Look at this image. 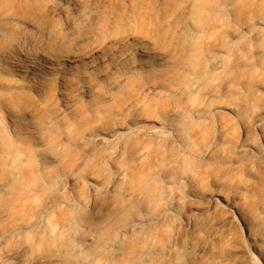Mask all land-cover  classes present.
<instances>
[{"label":"rangeland","instance_id":"rangeland-1","mask_svg":"<svg viewBox=\"0 0 264 264\" xmlns=\"http://www.w3.org/2000/svg\"><path fill=\"white\" fill-rule=\"evenodd\" d=\"M27 1L31 17L0 0V253L70 220L118 264H264V0H150L124 20L126 0H53L72 32L57 46ZM66 45L89 52L77 69L21 71Z\"/></svg>","mask_w":264,"mask_h":264},{"label":"bare ground","instance_id":"bare-ground-1","mask_svg":"<svg viewBox=\"0 0 264 264\" xmlns=\"http://www.w3.org/2000/svg\"><path fill=\"white\" fill-rule=\"evenodd\" d=\"M149 1L150 0H126L124 7H121L119 19L124 20L125 18H130L132 15L143 14V12L147 10L146 8L150 6ZM168 1L169 0H163L162 2ZM35 2L40 3L36 12L40 17V25L42 26L41 29H39V36L48 33L50 42L54 46H57V44H65L68 40L70 41L72 32L69 25L57 29L50 24V16L53 17L58 14L57 7L53 4V0H36ZM106 2L108 4L106 5L108 11L114 9V6L117 5L116 0H107ZM18 3L20 9L31 17V15L28 14V9L31 5L30 1L18 0ZM98 8V1L92 0L89 10L92 9L93 12H96L99 10ZM201 9L202 5L199 2L192 7V11L195 14L200 13ZM60 10L65 14L63 9ZM263 19L264 17L261 16L257 21L262 22ZM90 32L88 27L82 28L81 31L77 32V36H85ZM65 47L66 50L61 51L59 54L51 53L48 50L36 52L25 51L23 54L26 59L22 64L21 71H24L30 78L35 79L38 74L40 75V59L42 58L48 63L49 70L55 69L54 64L58 60L64 62L67 67L77 69L78 62L83 61L84 58L87 57L89 53L88 50H74L70 45H66ZM58 68H61V66L59 65ZM192 88H195L194 84H192ZM102 205V203L99 205V210L103 209ZM73 223L74 222H70V220L67 223L52 220L40 224L34 223L27 231L23 232L24 237L18 245L4 249L0 253V264H118L117 260L114 258L111 260L108 257L103 258L102 255L104 252L101 253L102 255H99L102 256L101 258L99 257L100 259L97 258L98 253L104 250L102 249L104 248L102 240L100 242L94 236L81 237L71 235L68 231L74 227ZM96 226L97 225H95V227Z\"/></svg>","mask_w":264,"mask_h":264}]
</instances>
